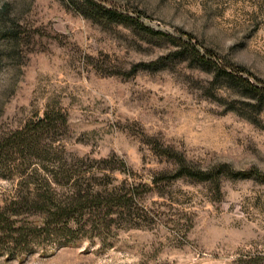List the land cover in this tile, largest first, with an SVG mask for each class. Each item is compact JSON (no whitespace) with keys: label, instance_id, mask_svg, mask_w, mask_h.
<instances>
[{"label":"rangeland","instance_id":"obj_1","mask_svg":"<svg viewBox=\"0 0 264 264\" xmlns=\"http://www.w3.org/2000/svg\"><path fill=\"white\" fill-rule=\"evenodd\" d=\"M97 1L125 18L95 22L79 0H0V138L57 113L65 123L42 142L51 161L81 159L83 187L128 191L130 207L1 239L0 264H264V96L237 80L264 85V0ZM164 149L252 176L222 177L220 191L173 180ZM19 162L0 166V208L18 194Z\"/></svg>","mask_w":264,"mask_h":264},{"label":"trees","instance_id":"obj_2","mask_svg":"<svg viewBox=\"0 0 264 264\" xmlns=\"http://www.w3.org/2000/svg\"><path fill=\"white\" fill-rule=\"evenodd\" d=\"M79 1L82 5L79 3L78 11L95 22L103 20L117 22L125 18L97 0ZM6 13L4 8L1 12L4 16L2 32L15 42L17 41V35L13 29L15 25L7 27ZM161 36L172 39L165 34ZM188 45L186 50L194 59L205 63L209 61L196 46ZM237 80L245 89L255 92L261 98L264 96V85H254L243 78ZM60 120L65 123V120L59 118L57 113L50 112L44 119L31 122L24 129L0 138V166L8 167L9 163L20 161L21 167L24 168L22 172L24 177L17 196L5 207L0 208V240L13 243L24 242L28 240L31 232H36L40 236H49L53 231H59L60 227H66L78 215L82 217L93 213L113 215L119 209H129L132 196L128 191L118 188L110 191H94L90 185L83 187L82 178L76 177V173L79 174L83 166L81 159L73 161L60 159L55 163L51 161V154L42 142L46 135L57 130ZM164 154L176 163V175L172 177L173 180L188 178L196 182H210L220 191L222 177L233 179L252 176L251 173H234L225 165L201 169L173 149H164ZM106 162V160L102 161V163ZM258 178L259 182L264 183V175H258ZM69 185H71L69 193L61 194V189ZM24 213L42 217V225L28 229L25 224L18 221V217Z\"/></svg>","mask_w":264,"mask_h":264}]
</instances>
